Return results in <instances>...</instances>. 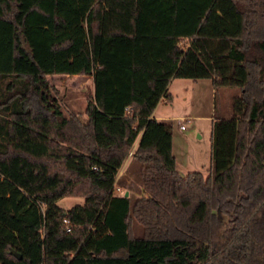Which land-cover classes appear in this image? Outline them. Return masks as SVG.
<instances>
[{
    "label": "trees",
    "instance_id": "trees-1",
    "mask_svg": "<svg viewBox=\"0 0 264 264\" xmlns=\"http://www.w3.org/2000/svg\"><path fill=\"white\" fill-rule=\"evenodd\" d=\"M54 76L92 78L87 122ZM173 79L238 90L206 174L151 118ZM0 264H264V0H0Z\"/></svg>",
    "mask_w": 264,
    "mask_h": 264
},
{
    "label": "rangeland",
    "instance_id": "rangeland-1",
    "mask_svg": "<svg viewBox=\"0 0 264 264\" xmlns=\"http://www.w3.org/2000/svg\"><path fill=\"white\" fill-rule=\"evenodd\" d=\"M50 85L49 97L53 98L63 115L66 117L76 115L81 122H87V116L84 113L87 100L93 94V81L91 77L86 76H54L49 77ZM171 89H173V99L162 103L159 106V113L164 116L174 117L168 121L172 127V133L175 135L177 142L175 143V155L178 163H185L193 156H197L198 152L203 154L209 150V134L211 128L210 117L213 115L216 107L222 118L229 119L232 116V99L238 94L237 89L220 88L215 93H211L209 79H200L197 81H186L183 79H175ZM215 92V90H214ZM182 97H185L183 99ZM184 118V129H178L177 118ZM196 161V158L195 160ZM126 164L118 173V176L125 174ZM195 169L206 174L208 167H199L194 165ZM185 176L186 173H180ZM185 174V175H182ZM127 185L131 187L130 192L134 198L140 196L134 190L137 187L134 175H129ZM119 192H113L115 195H121L125 192L119 188ZM84 199L78 196L65 197L57 203L66 215L67 211L76 204H82ZM13 255V254H12Z\"/></svg>",
    "mask_w": 264,
    "mask_h": 264
},
{
    "label": "crops",
    "instance_id": "crops-1",
    "mask_svg": "<svg viewBox=\"0 0 264 264\" xmlns=\"http://www.w3.org/2000/svg\"><path fill=\"white\" fill-rule=\"evenodd\" d=\"M183 80H186V81H197V80H188V79H183ZM175 81V79L171 80L170 83L168 84V87L166 89V93L170 95L169 99L167 98H161L159 103L157 104L156 108L154 109L153 113H152V116L151 118H154L155 120L157 121H171L172 119H174V117H168V116H164L162 115L161 113L158 114V112H160L158 109H159V106L162 104V103H166L167 101H171L173 99V89H171V86L173 84V82ZM210 87L212 88V91L211 93H215L214 92V89L212 87V84H211V80H210ZM183 99H185V97H182ZM212 118V115L210 117V120ZM184 118L182 116H179L177 118V122H178V129L179 130H183L184 129V125H183V128L180 129V120ZM210 135V134H209ZM139 138H140V135L137 137L136 139V142L134 144V147L137 145L138 141H139ZM177 142L176 138H175V135H173L172 133V154L174 156V159H175V164H176V170L178 172V174L181 176L180 173H188V172H191V171H199V170H190L191 169H195V168H192V167H195L194 165L199 166V167H209V161H210V145H209V150L208 152L205 154H203V152L197 154V156H193L191 159H189V161L185 162V163H178V160H177V157L175 155V152H174V149L175 147V143ZM196 158V161H194ZM129 162V159H127L124 163V165L122 167H124L126 164H128ZM190 167V168H189ZM208 169V168H207ZM200 172V171H199ZM182 175H185V174H182Z\"/></svg>",
    "mask_w": 264,
    "mask_h": 264
},
{
    "label": "built area",
    "instance_id": "built-area-1",
    "mask_svg": "<svg viewBox=\"0 0 264 264\" xmlns=\"http://www.w3.org/2000/svg\"><path fill=\"white\" fill-rule=\"evenodd\" d=\"M183 123H184V120L183 119H181L180 120V129H182L183 128ZM137 126V123H134V127H136ZM120 191V189L118 188V187H115L114 188V191L113 192H119ZM65 222H66V220H64ZM69 229H67V231H68Z\"/></svg>",
    "mask_w": 264,
    "mask_h": 264
},
{
    "label": "water",
    "instance_id": "water-1",
    "mask_svg": "<svg viewBox=\"0 0 264 264\" xmlns=\"http://www.w3.org/2000/svg\"><path fill=\"white\" fill-rule=\"evenodd\" d=\"M127 192L125 193V196H127ZM12 254L15 256V257H17L18 259H20L21 258V256L19 255V254H15L14 252H12Z\"/></svg>",
    "mask_w": 264,
    "mask_h": 264
}]
</instances>
